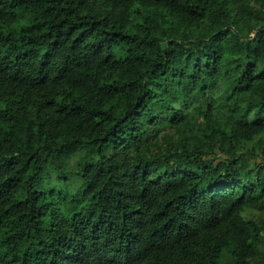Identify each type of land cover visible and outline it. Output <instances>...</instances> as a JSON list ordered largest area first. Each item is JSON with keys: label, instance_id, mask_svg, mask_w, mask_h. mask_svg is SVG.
I'll return each instance as SVG.
<instances>
[{"label": "clouds", "instance_id": "1", "mask_svg": "<svg viewBox=\"0 0 264 264\" xmlns=\"http://www.w3.org/2000/svg\"><path fill=\"white\" fill-rule=\"evenodd\" d=\"M11 2L0 9L11 13ZM48 3L33 0L26 13L46 55L0 71V140L17 122L28 132L12 148L22 163L37 153L35 179L51 203L33 205L42 225H0V264H262L264 62L248 65L240 45L264 41V0H76L64 25L70 0L45 14ZM81 21L83 35L66 30ZM153 67L184 75L154 86ZM109 121H119L111 132ZM81 207L89 216L73 219ZM246 208L259 216L245 218ZM225 216L229 228L251 220L259 241L252 225L243 241L197 229ZM101 224L112 225L103 236Z\"/></svg>", "mask_w": 264, "mask_h": 264}, {"label": "trees", "instance_id": "2", "mask_svg": "<svg viewBox=\"0 0 264 264\" xmlns=\"http://www.w3.org/2000/svg\"><path fill=\"white\" fill-rule=\"evenodd\" d=\"M0 2H4V0H0ZM76 0H70L68 5L67 15H65L62 19L59 20L60 25H64L66 21L70 17L73 16L76 9L71 7L72 3H75ZM33 3V0H13V2L8 3L6 6L14 9L11 13H4L2 9H0V71H4L6 69H11L16 65L26 66L30 60L34 59H43V55L46 53H41V42L37 39L35 35H29V32L39 31L36 25H31L30 28L26 27L29 24V21L26 17V13L28 7ZM84 0H80V3L77 4V7H83ZM56 0H49L48 8L44 9L45 14H49V9L55 10L56 8ZM64 12V9L61 8L60 12L56 13L57 16H60L61 13ZM105 19H107L105 17ZM84 21H81L80 27L77 28L75 24H68L67 31L79 32L80 35H83L85 31L88 29L84 26ZM95 23V22H94ZM56 25H49L48 31L44 32L45 36L49 35V32L52 33L49 36V39L52 40V43H55L56 40L54 37L59 35V32L53 31ZM65 29H61L64 31ZM75 30V31H74ZM231 31V28L229 29ZM243 31V28H241ZM79 39V36L75 37ZM254 42H248L246 44L240 45V47L244 51L245 57H249L247 59L248 65L259 66L261 62H264V41L257 40L253 38ZM236 47V45H233ZM131 51V49H129ZM140 58L137 57V60ZM160 64H164V61H160ZM195 68V64L192 66ZM239 67V65H237ZM19 71V69H17ZM132 70L129 69V72ZM152 73L154 76H158L156 81H149V83H153L154 86H160L162 79H168L169 77L174 78L179 83V77L184 75V72L181 70L178 72L172 71L169 72V68H152ZM194 75V72L191 73ZM18 77H9L8 78V89L10 90L11 95H16L15 88L12 87L16 84ZM131 83H135L131 81ZM14 105L21 104L22 98L19 100H13ZM119 103V101H117ZM104 109H102L103 111ZM14 117H8V120H12ZM123 119H127V116H123ZM119 121H109L108 123L111 125L109 131L116 128V124ZM191 131H198L197 122L196 121H188L185 125ZM29 128L34 127V125H28ZM5 129H0V132H4ZM16 137L29 138L28 132L24 130L20 123L17 122L16 125H13L9 128L4 135L3 139L0 140V205H2V211H0V225H4L7 227V224L11 222L14 226H23L27 227L30 223L35 222V224H41L45 219V216L34 208L33 205H37L39 208H43L45 203H51V200L48 199L43 190L39 187V180H36L35 177L38 176L39 170L43 167L40 160L37 158V153L33 152L31 155L26 157V160L22 163V159H24L23 154H18L19 150H13L12 143ZM109 139L108 136L102 138V142L107 141ZM46 159V158H45ZM27 178V180H25ZM264 191V189H262ZM37 193H39L37 195ZM52 193H48V196H51ZM95 199V197H93ZM168 205L165 204L160 212L157 214L155 222L160 224L161 227H167L170 218L165 215V211ZM190 208H195V203H193ZM84 214V216H89V212H85L84 209L78 208V211L74 214L73 219L80 213ZM243 215L245 218L248 217H257L259 216V211L255 208H246L243 210ZM92 224L98 220L96 216L89 217ZM136 221H139L140 218H134ZM128 223H133V221H128ZM143 224L149 223L148 221H143ZM191 223V222H188ZM249 225H252V221L249 220L247 225L243 224H233L229 228L228 217L225 216L220 220L210 221L205 219L202 224L197 225V229L203 230L206 228L209 232L213 229H229L233 233L234 240L243 241L249 234ZM112 225L101 224L99 226V234L105 235ZM172 227L179 234V228L177 225L173 224ZM180 228L183 230V234L185 236L191 234L192 229H183V224L180 225ZM35 230V225L30 231ZM252 230L255 231V240L259 241L260 234L259 230L252 225ZM12 235H16V232L13 231ZM226 235V234H225ZM127 239V238H126ZM217 239H220L217 236ZM223 243H227V241H223ZM221 244H217V252L219 255V248ZM251 247V245H249ZM215 264V262H213ZM221 264H230L229 258L225 257ZM264 264V262H262Z\"/></svg>", "mask_w": 264, "mask_h": 264}]
</instances>
